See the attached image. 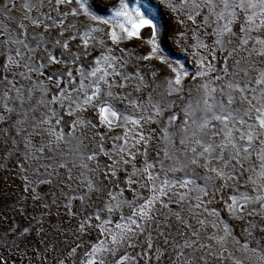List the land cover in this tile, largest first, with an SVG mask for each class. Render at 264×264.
<instances>
[{
	"label": "snow or ice",
	"instance_id": "1",
	"mask_svg": "<svg viewBox=\"0 0 264 264\" xmlns=\"http://www.w3.org/2000/svg\"><path fill=\"white\" fill-rule=\"evenodd\" d=\"M143 7L0 0V264H264V0Z\"/></svg>",
	"mask_w": 264,
	"mask_h": 264
},
{
	"label": "rangeland",
	"instance_id": "2",
	"mask_svg": "<svg viewBox=\"0 0 264 264\" xmlns=\"http://www.w3.org/2000/svg\"><path fill=\"white\" fill-rule=\"evenodd\" d=\"M130 6L139 2L144 7L142 11L151 10L153 16L156 17V41L160 52L170 62H179L184 66V69L189 72V77L185 80L186 89L190 86L191 75L195 73L196 62L192 51L188 45L192 43L191 37L187 39H179V32L184 30V27L177 23L176 14L172 13L167 7V0H129ZM100 4H107L109 0H98ZM159 7V11H157ZM152 39V31L145 27L140 31V38L126 42L129 49H133L137 55H146L150 50L148 40ZM124 47L125 45H121ZM148 63V62H145ZM162 75H169L170 69L166 64H161L159 61L153 60L150 62ZM194 86V85H193ZM19 178L14 174V169L9 165L5 171L0 168V196L4 198L13 197L18 191Z\"/></svg>",
	"mask_w": 264,
	"mask_h": 264
}]
</instances>
